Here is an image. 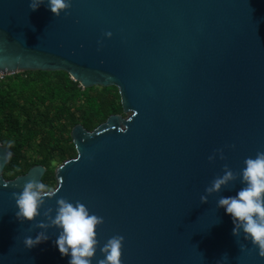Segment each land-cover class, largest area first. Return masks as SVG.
<instances>
[{
  "label": "water",
  "instance_id": "95a60500",
  "mask_svg": "<svg viewBox=\"0 0 264 264\" xmlns=\"http://www.w3.org/2000/svg\"><path fill=\"white\" fill-rule=\"evenodd\" d=\"M29 2L0 0V72L113 86L122 114L71 129L76 156L56 167L57 197L33 223L17 221L12 194L46 169L5 179L14 155L0 145V264H68L54 228L31 250L23 243L58 198L103 218L92 264L114 236L120 264H264L216 206L242 187L245 159L264 152V0H70L59 17ZM225 166L236 180L200 203Z\"/></svg>",
  "mask_w": 264,
  "mask_h": 264
},
{
  "label": "trees",
  "instance_id": "16d2710c",
  "mask_svg": "<svg viewBox=\"0 0 264 264\" xmlns=\"http://www.w3.org/2000/svg\"><path fill=\"white\" fill-rule=\"evenodd\" d=\"M114 114H122L115 87L82 89L62 71L23 72L0 84V145L12 143L13 158L5 166L7 180L34 165L45 167L42 183L55 187V169L76 156L71 129L87 131Z\"/></svg>",
  "mask_w": 264,
  "mask_h": 264
},
{
  "label": "clouds",
  "instance_id": "9594fccd",
  "mask_svg": "<svg viewBox=\"0 0 264 264\" xmlns=\"http://www.w3.org/2000/svg\"><path fill=\"white\" fill-rule=\"evenodd\" d=\"M47 4L48 10L59 17L70 7V0H30L29 9L36 11ZM110 34V33H109ZM8 148L12 143L8 142ZM219 158L223 159L222 152ZM216 153L209 156V162H214ZM12 153L6 151L4 158H10ZM242 187L232 196H220L217 200V208H222L226 215L232 220L233 236L239 237L243 233V239L258 249L260 257H264V152H257L255 158H246L244 167L240 173ZM236 180L234 174L227 166L223 175L215 178L211 185L205 189V195L200 197V203H207L208 197L214 193L219 194L222 188L227 187L230 182ZM59 189L36 180H28L19 193H13L15 201V217L19 223L35 222L41 216V210L45 202L57 197ZM45 212V220H40L35 227L40 231L35 238L27 236L24 238V246L31 250L49 237L46 234L49 228L57 230L55 246L61 257H68V264H92L96 255L97 227L103 224V218L91 214L87 207L80 202H70L64 198L56 199L55 215ZM123 237L114 236L100 248L102 259L97 264H120V249ZM243 251V245H241ZM226 257V256H225Z\"/></svg>",
  "mask_w": 264,
  "mask_h": 264
},
{
  "label": "built area",
  "instance_id": "2783aa9c",
  "mask_svg": "<svg viewBox=\"0 0 264 264\" xmlns=\"http://www.w3.org/2000/svg\"><path fill=\"white\" fill-rule=\"evenodd\" d=\"M6 77H7L6 74L0 72V84L3 83V82L5 81Z\"/></svg>",
  "mask_w": 264,
  "mask_h": 264
}]
</instances>
